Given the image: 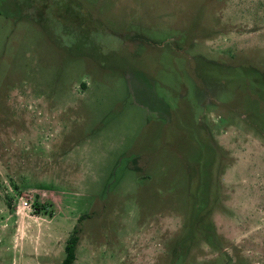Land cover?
Returning <instances> with one entry per match:
<instances>
[{"label":"rangeland","instance_id":"374dc122","mask_svg":"<svg viewBox=\"0 0 264 264\" xmlns=\"http://www.w3.org/2000/svg\"><path fill=\"white\" fill-rule=\"evenodd\" d=\"M75 228L73 264H264V0H0V264Z\"/></svg>","mask_w":264,"mask_h":264},{"label":"trees","instance_id":"16d2710c","mask_svg":"<svg viewBox=\"0 0 264 264\" xmlns=\"http://www.w3.org/2000/svg\"><path fill=\"white\" fill-rule=\"evenodd\" d=\"M79 228H75L64 246V259L61 264H73L75 260V249L79 240Z\"/></svg>","mask_w":264,"mask_h":264},{"label":"built area","instance_id":"2783aa9c","mask_svg":"<svg viewBox=\"0 0 264 264\" xmlns=\"http://www.w3.org/2000/svg\"><path fill=\"white\" fill-rule=\"evenodd\" d=\"M28 206H29V205H28V203H27V202H25V201L21 203V207H24V208H26V207H28Z\"/></svg>","mask_w":264,"mask_h":264}]
</instances>
